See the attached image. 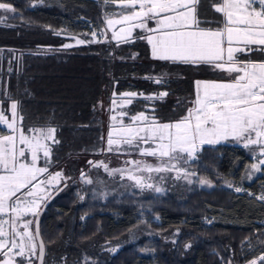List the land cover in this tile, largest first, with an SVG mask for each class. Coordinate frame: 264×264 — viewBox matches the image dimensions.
<instances>
[{"label":"trees","instance_id":"obj_1","mask_svg":"<svg viewBox=\"0 0 264 264\" xmlns=\"http://www.w3.org/2000/svg\"><path fill=\"white\" fill-rule=\"evenodd\" d=\"M103 1L0 0L15 9L0 10V103L8 109L12 101L17 102V119L24 132L54 130L47 165L40 155L37 166H47L51 175L61 176L49 184L52 189L42 203L66 184L40 218L43 264H244L260 256L264 253V166L250 176L249 148L206 145L190 163L200 174L229 177L242 186L240 192L216 186L163 194L113 190L101 199L99 185L80 179L103 149L102 101L111 106L121 95L136 93L121 108L127 113L124 121L143 112L170 123L188 114L197 98V81L229 78L213 62L194 65L153 58L151 45L141 39L145 31L126 39L107 35L99 42L64 48L71 37L91 41L88 22L97 29L105 26L110 11ZM212 5L213 0H199L198 19L210 22L201 27L223 29L224 15ZM258 52L250 51L249 60L259 61ZM237 55L246 62V51ZM160 92L168 94L160 98ZM140 207L158 211L159 223L151 227L104 215L116 210L129 216ZM142 225L150 231L131 237L132 230Z\"/></svg>","mask_w":264,"mask_h":264},{"label":"snow or ice","instance_id":"obj_2","mask_svg":"<svg viewBox=\"0 0 264 264\" xmlns=\"http://www.w3.org/2000/svg\"><path fill=\"white\" fill-rule=\"evenodd\" d=\"M117 2L122 9L128 10V14L122 15L119 21L108 19L107 26L111 28L117 23L140 21L133 24V27L145 28L149 33H156L141 37L146 38L152 46L153 58L194 65L215 61V68L235 74L229 82L197 81L198 94L194 102L197 107L189 109L187 116L175 124L154 126L145 124L142 128L129 125L123 143L135 144L138 147L141 142L148 144L149 141L158 140L155 148L140 149V154L157 157L164 163V158L168 161L183 159L182 154L193 159L197 151V142L200 145L211 144L222 136L232 135L235 139L245 141L246 148L249 145L260 146V155L264 156V61L239 62L235 56L237 52L252 51V45L264 46V0H258L260 11L253 7L255 0L222 2L213 0L214 10L226 17L224 29L201 27L202 23L210 22L198 19L199 0H117ZM0 10L15 12L12 5L5 2H0ZM161 13L164 15L161 16ZM154 18H157V27L148 28L146 19ZM233 24L245 27L234 28L231 26ZM130 32L131 29H128L127 33ZM102 34L99 30L92 32L91 41L75 37L71 39H75L76 44L99 42L98 36ZM118 36L119 34L113 30V39ZM234 43L242 44L243 47H233ZM63 47L69 48L72 45L63 44ZM225 47L227 61L221 62L224 61ZM260 50L264 51V47ZM156 83H161V80L157 79ZM201 83L202 97L199 94ZM167 94L160 92L159 97ZM123 95L133 97L137 94ZM112 102L115 104L116 101ZM127 102L132 101L129 99ZM17 108L16 101H12L8 109L0 103V126L6 125L10 130V134L0 136V171L7 173L0 175V256L3 257L0 264H34L36 259H40L43 264L44 246L42 243L39 246L35 243L36 238L40 236L39 226L37 224L35 230L30 226L36 223L35 217L40 207L39 198L36 196L40 189L36 188V185L43 187L45 183H52L61 176L59 172L51 175L47 166H37L41 152L47 165L51 149L46 141L51 139L55 142L52 135L54 130L29 129L28 132L32 135L21 130L17 138ZM120 115L123 117L127 113L121 112ZM147 119L143 112L131 117L133 123L146 122ZM20 127L22 128V125ZM2 130L0 127V131ZM113 143L110 131L108 134L110 151ZM132 163H136L139 168V162ZM259 163L264 165V160H260ZM147 167L149 171L165 170L153 169L151 165ZM104 168L108 170L107 165H104ZM253 168H257V165H253ZM43 175H47V181L39 178ZM129 179L136 178L129 176ZM88 182L91 183L90 180ZM137 183L140 181L137 180ZM204 183L205 181H201L202 185ZM33 188H36V191H31ZM240 190L236 188L237 192ZM28 214H32L34 219H26ZM10 253L12 255H9ZM17 257L19 259H16ZM260 264H264V256L260 257Z\"/></svg>","mask_w":264,"mask_h":264},{"label":"rangeland","instance_id":"obj_3","mask_svg":"<svg viewBox=\"0 0 264 264\" xmlns=\"http://www.w3.org/2000/svg\"><path fill=\"white\" fill-rule=\"evenodd\" d=\"M103 5L106 7L108 11H110L105 21H107L108 19L119 21L121 20L122 15L128 14V10L122 9V7L117 2V0H105L103 1ZM136 8L138 11L139 5H137ZM169 14L171 15L172 13ZM160 15L162 16L164 15V13H161ZM157 18L146 19L147 27L156 28ZM224 18L226 19L225 16ZM139 22L140 21L134 20L122 24L117 23L114 24L111 28H109L107 24H105V26L102 29L99 28V30L103 33L100 39L103 40L104 38L107 37V35L109 36L113 35V30H115L119 34V36L117 37L119 39H123V37L125 36L129 37L130 34L132 33L134 34L135 32L138 31H145L146 32L145 36L156 35V33H149L145 28L133 27V24ZM231 26L234 28L245 27V25H240V24H233ZM121 29H124L125 31L122 32ZM128 29H131L130 34L127 33ZM75 38L81 39L79 37H75ZM66 44H71V45L76 44V40L73 39L72 41H68ZM239 45L240 47L243 46L242 44ZM236 46L237 44L234 43L233 47ZM238 53L240 52L235 53L237 59L239 58V55H237ZM226 61H227V50L225 47L224 61L221 62H226ZM238 61L244 62L241 59H238ZM213 63L215 64L216 62L213 61ZM225 73L228 75L227 77L231 76V74L228 73L227 71H225ZM201 82H227V80L224 79L203 80ZM199 94L201 97L203 96V83L199 85ZM131 98L132 97H126L124 95H121L118 99L115 100L116 101L115 104L112 103L111 106L107 105V102L105 100L102 101L101 103L102 114L104 113V116L106 118V132H105L106 136L104 140L103 149H100L98 151L100 153L99 155L100 157L95 156V158L92 159L91 161L92 163L89 164L88 170L82 172L80 175V179L84 183L87 184L93 183L95 185L96 184L99 185V189H100L99 196L101 199H105L106 197H108L109 192H112L113 190L118 193H124V192L130 193L132 191H137L139 193L153 192L156 194L181 191L191 187L210 189L216 186L222 189L234 190L235 192H237L236 188H240L241 189L240 191L243 190L240 184L234 183L229 177L223 176L218 173L200 174L199 172L193 170L190 167V163L193 160L197 159V153L203 146L215 145L219 143L221 144L231 143V144L240 145L241 147H245L244 146L245 141L235 139L233 138L232 135H228L227 137L222 136L217 140V142L211 144L205 143L203 145H200L199 142H197V151L193 159H190L186 154H182L183 159L168 161L167 158H164V163H161V161L157 157L140 154V149L148 148V147L155 148L159 143L158 140L149 141L148 144H144L141 142L139 143L138 147L135 144L129 145L123 143L125 136H127V128L129 125H132L136 128H142L145 126V124L154 126L157 124H175L176 122L180 121L177 120L175 122L164 123L155 120L150 116L145 115L148 118L146 122L137 121L133 123L132 120L126 122L124 121V116L121 117L120 115V113L122 112L121 108L125 106L128 103L127 101ZM195 100L191 103L189 109H193L197 107V105H195L194 103ZM17 125L18 128L16 135L18 138L19 133L21 131V127L19 125L18 119H17ZM0 127H2L3 129L2 131H0V136L4 134H10V130L7 128L6 125ZM110 131L112 133V139L114 140V143L111 146L112 149L111 151L109 150V145H108V134ZM25 133L28 135H32V133H29L28 131H25ZM253 138H255L254 133H253ZM50 142L51 139L46 141L48 145L50 144ZM247 148H249L252 156V164H251L252 172L250 176H253L256 173H259L261 167L264 166L259 163L260 160H264V156L260 155V146L258 145H249V147ZM40 155L43 156V153L41 152ZM28 158L30 161L31 160L30 154L28 155ZM132 161L139 162V168L137 167V164L132 163ZM104 165H107L108 168L107 171L105 170ZM149 165H151L153 169L161 168L165 170L149 171L147 167ZM253 165H257V168H253ZM185 173H187V175ZM6 174L7 173L0 171V175H6ZM129 176L135 177L136 179H129ZM39 178L47 181L45 176H40ZM89 180L91 181V183L88 182ZM137 180H139L140 183H137ZM201 181H205V183L202 185ZM49 184L50 183H45L43 187H41V185L39 184L36 185V188L40 189V191L36 192V196L39 198L38 200L39 205H41L43 198L46 197L49 194L50 190L52 189V187H50ZM36 188L31 189V191H36ZM157 189L160 190L157 191ZM32 198L33 197H28V199H32ZM104 215L113 217L115 219H123L124 221H136L142 224H149L151 227H153V225L156 226V224L159 223L158 211L146 207L138 208L129 216L122 215L116 210L110 212H104ZM31 216L32 214H28L25 218L28 220H33ZM6 218L7 217H5V219ZM208 223L209 220H206V224ZM147 231L150 230L145 225L137 226L135 229L132 230L130 236L133 237L137 235L139 237V234H143ZM9 255H12V253H10ZM261 256H264V253L244 264H260ZM227 264H238V263L228 261Z\"/></svg>","mask_w":264,"mask_h":264},{"label":"water","instance_id":"obj_4","mask_svg":"<svg viewBox=\"0 0 264 264\" xmlns=\"http://www.w3.org/2000/svg\"><path fill=\"white\" fill-rule=\"evenodd\" d=\"M66 186V184L61 185L58 189H56L52 194H50L45 201L42 203V205L39 208V212L38 215L35 217L36 223L33 224V230H35L36 225L38 224L39 226V232H40V218L42 216V214L44 213V211L46 210V207L48 206V204L50 203V201L52 200V198L58 193L60 192V190H62L64 187ZM43 244L44 246V254H43V258L42 261L44 262V255H45V245L44 242L42 240L41 234L39 237L36 238V244L39 246L40 244ZM35 264H41V260L40 259H36L35 260Z\"/></svg>","mask_w":264,"mask_h":264},{"label":"crops","instance_id":"obj_5","mask_svg":"<svg viewBox=\"0 0 264 264\" xmlns=\"http://www.w3.org/2000/svg\"><path fill=\"white\" fill-rule=\"evenodd\" d=\"M256 6V0H255V2H254V4H253V7H255ZM225 28V26L223 27V29ZM236 47H240V45L239 44H237V46ZM241 47H243V46H241ZM262 47H264V46H259V45H252L251 46V48L253 49V50H256L257 49V51H259L258 52V57H260V60L259 61H253V62H261V61H264V51H261L260 49L262 48ZM249 56V57H248ZM250 56H252V53H250V51H246V62L247 61H250L249 60V58H251ZM247 58H248V60H247ZM252 61V60H251ZM234 76H235V74L233 73V74H231V76L227 79V82H229V81H231L233 78H234ZM231 77H233V78H231Z\"/></svg>","mask_w":264,"mask_h":264},{"label":"built area","instance_id":"obj_6","mask_svg":"<svg viewBox=\"0 0 264 264\" xmlns=\"http://www.w3.org/2000/svg\"><path fill=\"white\" fill-rule=\"evenodd\" d=\"M256 3H257V5H256V10H257V11H260V7H259V4H258V0L256 1ZM88 23H89V27H90L89 37H90V39L92 40V39H93V37H92V32H94V31H98L99 29L95 28V27L92 25V23H90V22H88ZM99 31H100V30H99ZM100 32H101V31H100ZM100 37H101V35L98 36V40H100ZM203 220H204V223H206L207 218H206V217H203Z\"/></svg>","mask_w":264,"mask_h":264}]
</instances>
